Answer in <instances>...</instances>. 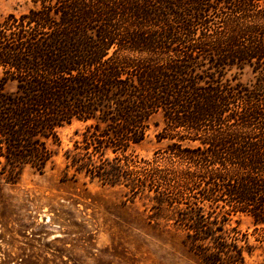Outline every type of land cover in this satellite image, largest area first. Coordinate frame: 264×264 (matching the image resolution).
<instances>
[{
	"label": "trees",
	"instance_id": "16d2710c",
	"mask_svg": "<svg viewBox=\"0 0 264 264\" xmlns=\"http://www.w3.org/2000/svg\"><path fill=\"white\" fill-rule=\"evenodd\" d=\"M31 4L0 22V176L41 174L58 129L77 121L72 163L153 194L196 241L212 239L215 251L194 250L202 264L240 251L215 237L219 216L264 233V0ZM244 68L253 82L226 78ZM154 114L169 143L146 160L131 149Z\"/></svg>",
	"mask_w": 264,
	"mask_h": 264
},
{
	"label": "rangeland",
	"instance_id": "374dc122",
	"mask_svg": "<svg viewBox=\"0 0 264 264\" xmlns=\"http://www.w3.org/2000/svg\"><path fill=\"white\" fill-rule=\"evenodd\" d=\"M31 6V0H0V22ZM226 78L253 82L248 68ZM84 127L74 121L58 129L59 143L50 145L53 154L41 174L24 167L11 182L0 176V264H202L194 250L215 251L212 239L196 241L172 213L156 209L153 194L130 195L72 163ZM161 128V115H152L132 153L149 160L163 150L169 142L160 139ZM217 225L222 231L214 235L226 249L240 250L215 256L218 264H264V233L250 216H219Z\"/></svg>",
	"mask_w": 264,
	"mask_h": 264
}]
</instances>
